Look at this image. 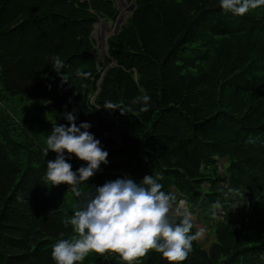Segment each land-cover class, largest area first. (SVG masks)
<instances>
[{
  "label": "trees",
  "instance_id": "1",
  "mask_svg": "<svg viewBox=\"0 0 264 264\" xmlns=\"http://www.w3.org/2000/svg\"><path fill=\"white\" fill-rule=\"evenodd\" d=\"M126 1L136 8L108 39L101 68L92 33L100 17L117 19L112 0H0V100L16 104L19 120L0 106V264H55L54 245L76 235L68 221L96 187L146 175L162 177V191L174 189L193 212L213 216L217 202L224 211L210 249L194 241L182 264H264V7L240 17L219 0ZM144 95L141 113L134 101ZM108 102L126 114L105 110ZM65 113L89 123L108 152L80 197L46 179L56 159L46 141L55 125L70 126ZM240 200L248 212L234 215ZM105 264L125 262L115 254ZM135 264L168 262L153 250Z\"/></svg>",
  "mask_w": 264,
  "mask_h": 264
},
{
  "label": "clouds",
  "instance_id": "2",
  "mask_svg": "<svg viewBox=\"0 0 264 264\" xmlns=\"http://www.w3.org/2000/svg\"><path fill=\"white\" fill-rule=\"evenodd\" d=\"M219 6L226 13L243 17L250 10L264 7V0H219ZM52 59L53 70L59 74L64 62L59 56ZM77 75L85 74L77 70ZM61 79L67 82L65 75ZM150 99L144 95L134 101L142 104L141 113L149 111ZM103 108L119 110L121 115L127 112L123 105L113 102ZM64 119L70 126L55 125L46 141L45 155L50 151L56 154L54 161L47 162L46 179L53 187L69 186L75 196L80 197L78 186L92 178L101 165H107L108 152L90 133L89 123L77 127L74 113H65ZM65 153L69 158L74 155L86 166L73 171ZM160 179L162 177L146 175L137 183L125 177L96 187L95 195L89 194L84 205L68 221L76 235L60 239L54 245L51 255L55 264H77L89 253L100 256L114 253L125 264H135L153 250L162 254L168 264H182L203 231L191 234L194 224L187 202L177 203L173 194L162 191ZM215 206L219 207V202Z\"/></svg>",
  "mask_w": 264,
  "mask_h": 264
},
{
  "label": "rangeland",
  "instance_id": "3",
  "mask_svg": "<svg viewBox=\"0 0 264 264\" xmlns=\"http://www.w3.org/2000/svg\"><path fill=\"white\" fill-rule=\"evenodd\" d=\"M112 1L114 2V6L116 10L119 12L117 19L113 21V20L107 19L106 17H100L99 22L94 26V31L92 33V37L95 43L94 53L96 55V58L101 68L104 67L105 59L108 57V44H107L108 39L119 33L121 27L126 24L132 12L135 10L133 9V6H135V4H131L127 2L126 0H112ZM34 104L36 103L34 102ZM0 106L2 109H5L6 112L9 113L12 118H14L17 122H19L18 118L16 117V114L14 113V110L17 111L18 107H16V104L12 100L9 101V103L7 104V107L6 105H3L2 101L0 100ZM19 125L23 128L25 127L24 124H19ZM24 129L26 130V128ZM27 132L31 136L32 130L27 128ZM112 136L116 141V145L114 148H118L121 143L118 132L115 131L114 133H112ZM65 158L66 160L74 159L75 161H77V163L82 162L78 160L74 155L71 156V158H69L67 153H65ZM226 166H227V163L225 159L218 161L219 171L223 175H224V168ZM209 174L211 175L212 171L209 172ZM209 187H210V184L206 183L203 185V190L207 191ZM172 194L176 196L177 203L181 200L186 201L182 197V195L177 193L174 189H172ZM187 207L192 213L193 223H194L196 232L200 230L203 231V235L197 239L198 243L202 246L203 249L208 251L210 249L211 244L216 241L214 228H215L217 221L223 220L224 211L221 209V207H217L214 210L213 216H210V215H206V213L202 211V209H198L193 212L188 205ZM248 208H249L248 202L244 200H240L233 206V213L234 215H237V213L240 211L248 212ZM114 255H115L114 253H105L103 259L97 261L96 264H105L109 262Z\"/></svg>",
  "mask_w": 264,
  "mask_h": 264
},
{
  "label": "water",
  "instance_id": "4",
  "mask_svg": "<svg viewBox=\"0 0 264 264\" xmlns=\"http://www.w3.org/2000/svg\"><path fill=\"white\" fill-rule=\"evenodd\" d=\"M133 9H135V6H133Z\"/></svg>",
  "mask_w": 264,
  "mask_h": 264
}]
</instances>
